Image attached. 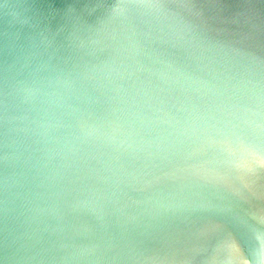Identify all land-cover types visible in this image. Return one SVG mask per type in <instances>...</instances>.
<instances>
[{
    "label": "water",
    "instance_id": "obj_1",
    "mask_svg": "<svg viewBox=\"0 0 264 264\" xmlns=\"http://www.w3.org/2000/svg\"><path fill=\"white\" fill-rule=\"evenodd\" d=\"M0 264H264V0H0Z\"/></svg>",
    "mask_w": 264,
    "mask_h": 264
}]
</instances>
